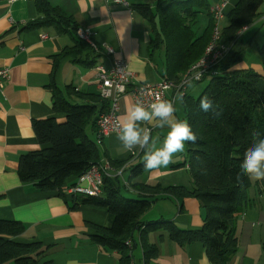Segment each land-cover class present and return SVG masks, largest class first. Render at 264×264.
<instances>
[{
	"label": "trees",
	"instance_id": "1",
	"mask_svg": "<svg viewBox=\"0 0 264 264\" xmlns=\"http://www.w3.org/2000/svg\"><path fill=\"white\" fill-rule=\"evenodd\" d=\"M36 3L38 17L24 30L54 28L59 35L71 34L76 39L73 47L55 57L50 84L53 110L65 119L33 122L37 141L44 148L20 157L18 175L21 182L33 184L41 192L56 194L71 203L70 209L74 211L82 206L106 209L112 217L110 226L91 225L94 232L89 237L93 244L116 253L120 264H136L134 253L139 245L143 264H153L159 257V248L151 244L148 237L157 231L167 232L182 248L200 243L210 264H230L240 243L237 215L247 208L252 186L250 178L244 177L241 185L236 177L244 153L254 143L253 130L259 131L260 138L264 139V75L252 69L234 70L233 66L243 57L242 51L234 48L241 38L238 36L241 29L259 17L263 0H240L226 16L228 24L223 27V37L226 43L233 45L231 53L203 79L208 84L197 97L184 96L185 120L198 136L195 144H186L192 188L164 187L159 183L130 184L140 193L139 199L123 195L124 186L119 177L105 178L99 197L77 195L68 199L62 194L65 185H75L67 183L70 178H81L93 165L107 158L103 148L90 139L88 133H97V119L108 111L109 104L100 95L81 92L72 85L59 87L56 75L63 60L72 58L93 68L101 53L77 38L80 27L59 7L52 6L49 0ZM130 8L149 25L151 55L159 51L165 54L166 79L178 81L203 57L214 27L209 0H145ZM202 14L209 17L204 30L198 27ZM258 52L264 71V42ZM205 95L213 99L218 114L200 110L199 103ZM127 162L112 163L120 168ZM144 164L142 157L132 167L129 182L150 171ZM163 197L198 200L205 211L203 226L184 230L169 220L144 222L143 217ZM24 233L22 223L0 219V264H41L48 255L52 246L37 240L22 242L19 238Z\"/></svg>",
	"mask_w": 264,
	"mask_h": 264
},
{
	"label": "crops",
	"instance_id": "2",
	"mask_svg": "<svg viewBox=\"0 0 264 264\" xmlns=\"http://www.w3.org/2000/svg\"><path fill=\"white\" fill-rule=\"evenodd\" d=\"M126 1L129 5L145 2ZM209 1L211 9L225 3L227 16L240 0ZM49 2L72 17L78 27L90 28L95 33L98 44H107L115 51V55L110 57L101 54L93 68L85 66L84 62L66 58L61 62L56 75L59 87L72 85L81 92L99 95L97 67L104 65L108 70L114 59H123L128 64L134 75L130 87L158 84L165 78L164 59L158 56V52L151 55L149 25L131 8L113 3L106 4L104 0H49ZM200 16H206L203 17L205 26L200 29L204 30L209 23V17L206 14ZM11 17L15 24H11ZM37 17L36 2L19 1L9 5L7 0H0V67L10 69V78L4 82L3 92L0 94V219L18 221L25 226V233L19 238L20 241L37 240L46 246H52L41 264L45 262L120 264L116 253L93 244L89 237L94 232L91 225L110 226L112 217L106 209L82 206L77 211L71 210V203L63 198L54 193L41 192L33 184H23L19 178L20 157L44 148L37 141L33 122L50 118L62 122L65 119L64 115H57L53 110L50 84L55 57L65 49L73 47L76 39L71 34L59 35L54 28L24 30L26 25ZM221 24L222 28L227 26L226 17ZM42 36L47 38L42 39ZM260 38L264 39V0L259 17L241 34L234 48L242 51L243 55L242 61L236 64L238 66L234 70L248 69L245 54L251 49L249 45ZM262 43L263 40L258 45ZM254 67L255 72L264 75L261 62ZM196 84L190 87L188 95L197 97L194 95L197 90ZM133 103L135 102L131 96L123 97L119 120ZM174 104L177 119L185 120L183 104L178 100ZM141 127L150 129L152 137L159 138L157 147L162 146L169 129H161L155 122L142 124ZM88 135L96 142V133L89 131ZM102 148L109 161L117 163L128 161L120 178L121 185H124L125 197L139 199L140 193L131 187L133 184L159 183L164 187L192 188L186 164V150L175 154L167 168L144 172L129 182L132 167L144 157L143 150L139 147L132 151L125 149L117 134L105 137ZM176 165L182 167H175ZM67 183L86 186L77 177L70 178ZM251 183L249 204L237 215V234L240 243L238 252L230 264H264V189H261L264 188V180L251 179ZM204 216L205 211L196 199L186 198L179 201L163 197L154 203L152 209L143 217V221L169 220L181 229L197 230L203 226ZM148 239L159 248V257L153 264H210L200 243L182 248L164 231L153 232L149 234ZM137 241L139 243L138 237ZM134 258L136 264H143L140 245L135 250Z\"/></svg>",
	"mask_w": 264,
	"mask_h": 264
},
{
	"label": "built area",
	"instance_id": "3",
	"mask_svg": "<svg viewBox=\"0 0 264 264\" xmlns=\"http://www.w3.org/2000/svg\"><path fill=\"white\" fill-rule=\"evenodd\" d=\"M9 5L19 1L36 2L38 0H7ZM106 4L113 3L130 8L126 0H104ZM226 4L222 3L214 6L211 9L214 27L211 35V40L205 50L203 57L194 64L178 81L162 79L158 84L149 85L141 84L130 87L131 80L134 75L130 71L128 64L123 59H114L110 69H106L104 65H99L98 70V85L100 97L107 101L109 109L102 113L96 122L97 133L96 143L102 147L105 137L111 134H117L116 125L119 121L120 103L123 97L129 95L134 102L142 100L147 105L154 101L156 94H159L162 99L173 100L176 92H184V96L188 93L190 87L187 82H191V86L196 83L203 82V79L210 75L211 70L216 67L221 61L225 60L231 53L232 44L226 43L223 37L222 21L225 19ZM11 24H15L14 19L10 18ZM245 26L238 33L241 34L247 29ZM47 36H42L46 39ZM77 38L98 53L106 56H114L115 51L107 44H98L95 40V33L88 27L79 28L77 30ZM10 78V69L8 67H0V94L3 92L4 82ZM181 84L184 86L179 87ZM169 94L171 98H169ZM176 102V101H174ZM134 156V153H133ZM125 167L117 168L107 158H103L99 163L93 165L81 178L86 186L79 183L73 186L65 185L62 188V194L70 199L73 196L83 195L89 197H99L102 192L103 181L105 178H121L125 172Z\"/></svg>",
	"mask_w": 264,
	"mask_h": 264
},
{
	"label": "clouds",
	"instance_id": "4",
	"mask_svg": "<svg viewBox=\"0 0 264 264\" xmlns=\"http://www.w3.org/2000/svg\"><path fill=\"white\" fill-rule=\"evenodd\" d=\"M237 66L234 65L233 69ZM187 83L191 87V82ZM183 86L181 84L179 87ZM177 100L181 104L184 103V92L178 90L173 100L162 99L156 94L154 101L147 105L144 101L137 100L117 122L115 130L123 147L129 151L137 147L144 150L146 170L159 171L161 168H167L175 154L185 151L186 144H195L198 140L189 122L177 119L174 104ZM199 108L204 113L218 114L213 99L207 95L201 98ZM153 122L161 129H169L161 147H157L159 138H153L150 129L141 127L142 124ZM252 135L254 143L244 153L240 172L236 177L241 185L244 177L264 180V139L260 138L261 133L255 129Z\"/></svg>",
	"mask_w": 264,
	"mask_h": 264
},
{
	"label": "rangeland",
	"instance_id": "5",
	"mask_svg": "<svg viewBox=\"0 0 264 264\" xmlns=\"http://www.w3.org/2000/svg\"><path fill=\"white\" fill-rule=\"evenodd\" d=\"M203 17H206V16H200L199 17L198 27L200 29L204 28V26H205V18H203ZM261 40H263V42H264V39H261V38L260 39H255L252 42V45H249V47H251V49H250V51L248 53L245 54V59H246L245 61L248 62V64H249L248 69H252V70L256 71L254 66L256 64H258L259 62H261V58H260L259 52L257 50V46H259L258 44L261 43ZM253 44H255V45H253ZM158 56L161 57L162 59H165V57H164L165 54L162 53L161 51L158 52ZM261 65H262V63H261ZM241 68H244V67H241ZM207 84H208V81H203L201 83L196 84L198 91L196 90V94L193 92L194 95L198 96L204 90V88L207 86ZM95 140H96V138H95ZM186 149H187V146H185V150ZM252 180L256 181V179H254V178H252ZM261 183H262V181H261ZM253 189H254V187H253ZM261 189H264V188L261 187ZM127 198H129V197L127 196ZM129 199H131V198H129Z\"/></svg>",
	"mask_w": 264,
	"mask_h": 264
}]
</instances>
